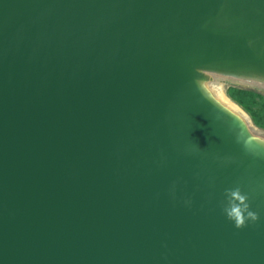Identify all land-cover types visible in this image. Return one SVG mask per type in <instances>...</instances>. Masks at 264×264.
Listing matches in <instances>:
<instances>
[{"label": "water", "instance_id": "1", "mask_svg": "<svg viewBox=\"0 0 264 264\" xmlns=\"http://www.w3.org/2000/svg\"><path fill=\"white\" fill-rule=\"evenodd\" d=\"M211 74L264 83V0H0V264H264V138Z\"/></svg>", "mask_w": 264, "mask_h": 264}, {"label": "rangeland", "instance_id": "2", "mask_svg": "<svg viewBox=\"0 0 264 264\" xmlns=\"http://www.w3.org/2000/svg\"><path fill=\"white\" fill-rule=\"evenodd\" d=\"M210 80L209 87L216 96L224 98L222 101L228 107L231 104V109L244 118L251 131L264 138V83L220 74H211Z\"/></svg>", "mask_w": 264, "mask_h": 264}, {"label": "clouds", "instance_id": "3", "mask_svg": "<svg viewBox=\"0 0 264 264\" xmlns=\"http://www.w3.org/2000/svg\"><path fill=\"white\" fill-rule=\"evenodd\" d=\"M264 144V140L259 141ZM247 147V144H245ZM227 191V205L224 207V212L227 218L234 222L236 228H242L245 226L246 221H256L258 215L256 212L249 210V204L247 202V194H242L237 187Z\"/></svg>", "mask_w": 264, "mask_h": 264}, {"label": "bare ground", "instance_id": "4", "mask_svg": "<svg viewBox=\"0 0 264 264\" xmlns=\"http://www.w3.org/2000/svg\"><path fill=\"white\" fill-rule=\"evenodd\" d=\"M210 81H211V80H210ZM215 83H216V82H215ZM208 84H209V83H208ZM212 84H213V83H212ZM217 84H218V83H217ZM217 84H215V85H217ZM213 85H214V84H213ZM218 88H219V87H218ZM212 91H213V90H212ZM213 92H214V91H213ZM222 93H223V92H222ZM215 95H216V94H215ZM222 95L224 96V94H222ZM218 96H219V95H218ZM219 97H221V96H219ZM224 97H225V96H224ZM225 99H226V98H225ZM222 100H224V98H223ZM222 100H221V101H222ZM222 102H223V101H222ZM225 103H226V102H225ZM227 103H228V102H227ZM230 105H231V104H230ZM230 105H229V107H230ZM231 107H232V106H231ZM231 107H230V108H231ZM232 110H233V109H232Z\"/></svg>", "mask_w": 264, "mask_h": 264}]
</instances>
